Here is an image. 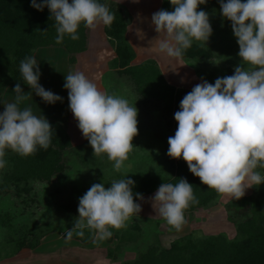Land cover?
I'll return each instance as SVG.
<instances>
[{
    "label": "clouds",
    "instance_id": "clouds-1",
    "mask_svg": "<svg viewBox=\"0 0 264 264\" xmlns=\"http://www.w3.org/2000/svg\"><path fill=\"white\" fill-rule=\"evenodd\" d=\"M169 2L173 10L152 13L151 25L158 34L152 39L156 41L154 50L171 60L181 58L194 40L206 44L212 27L208 13L199 10L207 0ZM218 3L221 16L231 22L240 63L232 75L218 77L214 83L202 79L184 95L174 113L177 128L174 136L167 139V155L182 158L207 188L238 200L247 189L264 183V175L258 171L264 169V0ZM31 6L38 11L48 8L56 21L57 44L65 35L79 39L81 24L95 29L101 24L110 26L115 18L98 0H31ZM244 64L251 65V70H246ZM19 71L23 82L44 102L63 100L40 85L35 57L21 60ZM63 87L68 90L69 108L93 155L106 154L114 162V169L120 171L138 135L135 104L101 91L80 71L66 75ZM13 91L15 101L4 104L0 113V169L6 166V149L26 157L34 155L38 147L46 150L51 143L53 128L49 121L34 115L30 107H19L28 98L19 83ZM134 185L130 178L114 180L107 188L104 183L92 184L79 198L77 219L65 232V238L71 239L74 232L83 238V230L88 228L104 240L112 236L110 228H126L127 222L141 211V205L134 200ZM135 197L143 200L141 193H135ZM150 199L158 204L154 210L177 231L187 223L185 210L199 203L192 184L185 178L175 185L162 183Z\"/></svg>",
    "mask_w": 264,
    "mask_h": 264
},
{
    "label": "trees",
    "instance_id": "trees-1",
    "mask_svg": "<svg viewBox=\"0 0 264 264\" xmlns=\"http://www.w3.org/2000/svg\"><path fill=\"white\" fill-rule=\"evenodd\" d=\"M215 1L218 0H207L206 4L199 5V10ZM98 2L107 5L115 17L110 26L103 25V32L112 46L114 57L109 60L108 70L102 77L104 80L108 76L115 77V82H120L121 78L126 80V86L135 99L133 103L138 109L139 136L145 131H152L155 139L167 150V139L174 136L177 128L174 113L179 110L180 101L191 89L178 88L167 82L153 59L133 64L135 51L126 37L128 14L114 0ZM56 27V21L47 7L38 11L31 6V0H0V100L8 86H15L17 83L21 87L28 86L23 82L19 71L20 62L27 56L34 57L38 48L63 47L69 64L75 63L77 54L87 49L88 28L83 24L77 32L79 39L72 40L65 35L63 42L59 44L55 42ZM212 56L210 48L193 42L181 58L209 59ZM229 64L230 73L233 63ZM106 89L108 93V87ZM46 119L53 128L51 143L46 150L38 147L34 155L26 157L10 149L5 150L6 166L0 169V226L6 231L0 250L7 251L0 255V260L12 257L23 249L35 250L49 232L58 230L65 234L74 226L82 188H75L72 204L68 201L52 205L51 212L58 217L56 220L65 223L57 229L51 221L42 219L41 212L46 208V201L39 199L40 184L53 183L60 173L72 167L75 162L94 172V183L104 181V186L110 187L112 182L96 169L97 165L90 157L93 149L87 139L84 143L73 146L65 127L54 119ZM145 122L155 128L147 129ZM258 171L264 174V169ZM126 174H119L117 180L130 178L135 181L132 189L135 202L138 200L135 197L137 192L145 196L156 191L162 183L175 185L180 178H185L192 184L194 195L199 201L185 210V219L187 214L196 209L206 208L214 203L220 195L202 184L199 177L189 171L182 158L168 157L162 168H145ZM251 189L250 194L238 200L230 199L224 205L228 220L235 226L236 233L231 238L224 233L201 237L186 235L174 239L168 247H162L155 241L138 251L134 257L127 258V250L138 242V231L142 232L143 219L138 217L132 220L127 227L128 231L120 230L109 238L111 240L117 236V243L106 250V257L111 260L110 264H264V187L260 184ZM59 191L61 190L53 189L49 192L50 198H54V194ZM9 198L13 199L12 203L8 201ZM162 221L169 230H176L165 220ZM160 223L161 220L156 219L154 227ZM83 231V238L74 232L72 239L86 245L95 238V231L88 228ZM123 233L127 235L123 236Z\"/></svg>",
    "mask_w": 264,
    "mask_h": 264
},
{
    "label": "rangeland",
    "instance_id": "rangeland-1",
    "mask_svg": "<svg viewBox=\"0 0 264 264\" xmlns=\"http://www.w3.org/2000/svg\"><path fill=\"white\" fill-rule=\"evenodd\" d=\"M115 1L124 7L129 20L133 24L129 27L128 38L131 43H135L134 47L137 51L135 63L142 62L148 58L155 60L156 63L159 64L158 66L162 67L170 83L180 88H193L197 83H200L202 79L207 80L209 83H214L215 79L218 77L232 75L234 73V67L240 63V57L238 56L239 46L236 37H234L232 33L231 22L221 16L218 1L203 7V10L209 15V22L212 27V34L208 41L206 44L200 41H193L204 47L210 48L213 56L209 59L190 58L185 60L182 58L170 60L163 54H159L154 50L156 41L152 39L158 34L155 32L154 26L151 25V15L160 9L172 11L173 6L170 4L169 0H138V2H134V0ZM90 31L93 43H97L98 46L101 41L102 43L100 45H103L105 48L103 55L100 52L94 54H98L99 56V60H97L96 64L97 69L91 71L96 74L90 75L87 78L89 80L96 78L97 80L94 79L91 81L95 83L101 91L106 92V88L108 87V94H114L125 98L134 106L133 100L135 99L126 86V80L121 78L120 82L117 80L115 82V77L112 78V76H108L107 80H104V77H102L103 75L101 77L97 76V71L100 69H108L110 58H108L107 55L109 54L112 56L113 51L109 42L105 41L101 25H98L95 29H90ZM140 32L143 33L142 38ZM95 47H93V49ZM49 48H51L49 49L50 53H48V49L45 47L37 49L34 53L41 73L39 83L46 90H50L54 94L62 97L63 100L57 101L54 104L46 103L39 96L34 94L29 86L28 89L26 86V88H21H24V95L28 98L21 101L19 107H30L33 114L37 117L45 116L48 119H54L56 121L61 118L60 121H62V119L64 120L63 117H67L68 113L71 112L69 109L68 90L65 89L63 85L65 83V76L72 72V65L68 63L67 56H65L66 51L63 47L50 46ZM230 62L233 64H231L232 71L229 73L228 66H230ZM244 67L246 70H251L252 68V66L248 64H244ZM11 93H13V91ZM4 94L5 93H3V95ZM13 94L15 95L9 94L6 96V103L15 101L12 99L16 97V93L14 92ZM0 110V113H2L4 106L1 107ZM60 121L58 122L60 123ZM63 125H65V129L67 127L66 131L69 134L72 145L78 146L81 142V138L78 139V135L81 134L82 136L78 126H75L78 125V122L74 120L72 124H67L64 120ZM145 126H147L149 130L155 128L152 127V124L149 122L146 123ZM135 137L136 138H133L132 141L134 145L133 151L129 154L128 159L124 162L125 166L120 171L114 169V162L110 161L106 154L95 156L93 152H91L90 157L94 159V164L97 165L96 169L102 172L108 179L114 181L118 179L117 176L119 174H126L145 168L157 170L164 167L169 156L167 155V150L164 145L160 144L155 139V134L152 131H145L141 133L140 136L138 134ZM82 166L83 165L75 162L72 167L60 173L56 179H54L53 183L40 184L39 199L46 201V208L41 212L42 219H46L48 222L51 221L50 223L57 229L63 227L65 223L63 221L59 223V221L56 220L58 217L51 212L52 205L61 204V202L67 203L68 201L72 204L75 199L73 195L75 188L79 190L82 188L81 195H83L91 185L94 184V172L92 173L91 170L88 171ZM94 177H96V175ZM261 185L264 187V183H261ZM105 187L107 188V185ZM53 189H59L61 191L56 192L54 198H50L49 192L53 191ZM251 190V188L247 189L245 195L250 194ZM156 191L143 196V200H137V203L141 205V211L139 215L133 216L127 222L128 227L134 218L139 217L143 219L142 232L141 230L138 231L140 232L138 242L127 250V258L134 257L138 251L143 250L148 244L155 241H158L162 247H168L171 241L186 235L201 237L209 234L224 233L230 238L235 235V226L228 220L224 207L225 203L229 201L230 198L220 194L214 203L210 204L208 207L196 209L191 214H187V223L183 226L182 230L177 231L169 230L165 222L162 221L164 219L154 210L158 207V204L155 201H151L150 198L155 195ZM8 201L12 203L13 199L9 198ZM156 219L161 220V223L154 227V221ZM127 227L119 230L110 228L109 230L112 232V236H114L120 230L123 232L127 230ZM5 231L6 229L0 226V245L4 242ZM137 234L134 235L137 237ZM124 235L127 234L123 233V236ZM131 235L133 236V233H131ZM116 243L117 236L111 240L109 238L99 240L95 233L94 240L89 244L83 245L78 240L72 238L66 239L63 232L55 230L49 232L35 250L23 249L12 256V258H14L13 260L9 257L8 259H11V261L3 262L0 260V264H110L112 262L106 257V250L109 247H114ZM6 251H2L1 249L0 255Z\"/></svg>",
    "mask_w": 264,
    "mask_h": 264
},
{
    "label": "crops",
    "instance_id": "crops-1",
    "mask_svg": "<svg viewBox=\"0 0 264 264\" xmlns=\"http://www.w3.org/2000/svg\"><path fill=\"white\" fill-rule=\"evenodd\" d=\"M115 1V0H114ZM120 4V3H119ZM121 5V4H120ZM131 21L129 20V24H128V26H127V29H126V37H127V39H128V41H129V43L131 44V46L133 47V49H134V51H135V59H134V61H133V64H136L135 63V61H136V58H137V51L135 50V47H134V44L135 43H131V41L129 40V38H128V33H129V27L131 26ZM133 25V24H132ZM101 26H102V30H103V24H101ZM104 37H105V41H107V38H106V35L104 34ZM102 42L100 41V44H101ZM99 44V45H100ZM97 46V43H93V39L91 38V31H90V29L88 28V47H87V49L84 51V52H81V53H79V54H77V56H76V61H75V63H73V64H71L72 65V72H75V71H80V72H83L84 73V75L86 76V77H88V76H90V75H95L96 73H92L91 71L93 70V69H97V67H96V64H97V60H99V56H98V54H96V55H94L95 53H101L102 55H103V52H104V46L103 45H100V46ZM95 47L94 49H93V47ZM44 48V47H43ZM46 49H48L47 51H48V53H50L49 51V49H51V48H49V47H45ZM38 49H40V48H38ZM102 51H101V50ZM112 51H113V49H112ZM65 56H67V54L65 55ZM36 57V56H35ZM107 57L108 58H110V59H112L113 57H114V51H113V55L112 56H110L109 54L107 55ZM148 59H151V58H148ZM146 60V59H145ZM144 61V60H143ZM138 63H140V62H138ZM159 65V64H158ZM159 68H160V70H161V72H162V74H163V76L165 77V79H166V81L167 82H169L170 83V81L166 78V76H165V74H164V72H163V69H162V67L161 66H159ZM108 70V69H107ZM106 69H100L99 71H97V76H102L106 71H107ZM95 71V70H94ZM96 76V77H97ZM91 79V78H90ZM95 80H97L96 78H94ZM94 79H91L92 81L94 80ZM170 84H172V83H170ZM172 85H174V84H172ZM101 86V85H100ZM175 87H178L177 85H174ZM14 88V86H12V85H10V86H8L7 88H6V90H5V94L3 95V97H2V100H0V109H1V107H3L4 106V104L6 103V96L7 95H9V94H12V95H15V94H13L14 93V91H13V88ZM102 87V86H101ZM26 88V87H25ZM29 87L27 86V89H28ZM179 88V87H178ZM102 89V88H101ZM188 89H192V88H188ZM22 90H24V88H22ZM13 91V93H11ZM34 94H35V92L34 91H32ZM12 100H15V97L12 99ZM21 109H24L23 107H21ZM70 109V108H69ZM1 111V110H0ZM68 112H69V110H68ZM45 117V116H44ZM39 118H43V116L42 117H39ZM45 118H47V117H45ZM64 118V120L66 121V123L68 124V123H70V124H72V122H74V120L75 119H73L74 117H73V114L70 112V113H68V115H67V117H63ZM60 119L61 118H59V120L58 121H60ZM64 120L62 119V121H60V123H62V125H63V122H64ZM64 127H65V125H63ZM76 127H77V125H75ZM66 130H67V127H66ZM68 131H69V129H68ZM79 138H81V142L80 143H82V142H84L85 140H86V138H84V136L82 135L81 136V134L80 135H78V139ZM138 201H140V199L138 200ZM138 201H136V203L138 202ZM94 240V239H93ZM92 242V241H91ZM12 260L14 259V258H12V257H10ZM11 259H8V258H5V259H2V261L3 262H6V261H11Z\"/></svg>",
    "mask_w": 264,
    "mask_h": 264
}]
</instances>
